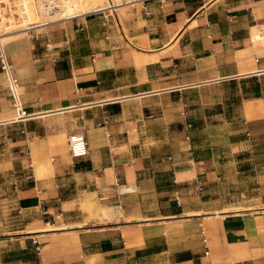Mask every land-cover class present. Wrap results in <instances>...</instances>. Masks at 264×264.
I'll return each mask as SVG.
<instances>
[{
	"label": "crops",
	"instance_id": "0c3cea01",
	"mask_svg": "<svg viewBox=\"0 0 264 264\" xmlns=\"http://www.w3.org/2000/svg\"><path fill=\"white\" fill-rule=\"evenodd\" d=\"M127 1L5 44L0 264H264V0Z\"/></svg>",
	"mask_w": 264,
	"mask_h": 264
},
{
	"label": "built area",
	"instance_id": "2783aa9c",
	"mask_svg": "<svg viewBox=\"0 0 264 264\" xmlns=\"http://www.w3.org/2000/svg\"><path fill=\"white\" fill-rule=\"evenodd\" d=\"M79 3L78 0H0V21L1 13L8 14L11 9H16L18 17H26L28 19V9L29 4H33L37 12L42 15L43 19L41 21H28L27 25L23 28L25 32L29 34V37L35 40H41L42 34L36 32L37 28L45 27L49 23L55 20H48L49 17L61 14L68 7L71 2ZM109 5L104 8H96L94 13L103 14V25L106 28L107 34L106 38L110 39L112 32L118 30L117 33H121V24L118 18H116L115 13L116 9L124 4H127V0H121L120 2H114V0H108ZM108 10V12H106ZM88 13V12H87ZM78 13H73L72 16L61 17L62 18H76L82 14L75 15ZM58 20V19H57ZM3 34L0 29V69L5 75L6 80V91L12 102L13 109L15 110L18 118L24 114V107L22 101V91H21V82L17 76L14 65L10 62L9 56L5 51V44L2 38ZM47 49H53L51 44L46 45ZM189 139V137H187ZM68 147L70 154L73 158H83L88 155L89 145L87 138L82 132L71 133L68 136ZM202 186L198 185L197 190L201 191ZM177 203L180 205L181 200L177 197ZM36 243V240H34ZM37 250H40V247L37 246ZM208 254V251L205 252Z\"/></svg>",
	"mask_w": 264,
	"mask_h": 264
},
{
	"label": "rangeland",
	"instance_id": "374dc122",
	"mask_svg": "<svg viewBox=\"0 0 264 264\" xmlns=\"http://www.w3.org/2000/svg\"><path fill=\"white\" fill-rule=\"evenodd\" d=\"M121 0H114V2H120ZM74 2V1H73ZM73 2H71L73 4ZM79 3L77 8L75 9V13H87L94 11L96 8H104L109 5L108 0H78ZM69 7H67L61 14L55 15L53 17H49L48 20H57L61 17H68L66 14ZM28 19L26 17L20 18L16 14L18 10L11 9L10 13L3 14L1 13V21H0V29L1 33L3 34V42L6 43L12 39L23 37L25 36V31L23 28L27 25L28 21H41L43 19L42 15H40L35 6L33 4H29L28 9ZM63 19V18H62ZM5 129H3L4 131ZM18 129H13V131ZM69 149V147H68ZM57 226H64V223L56 224V225H49V228L57 227Z\"/></svg>",
	"mask_w": 264,
	"mask_h": 264
},
{
	"label": "bare ground",
	"instance_id": "6f19581e",
	"mask_svg": "<svg viewBox=\"0 0 264 264\" xmlns=\"http://www.w3.org/2000/svg\"><path fill=\"white\" fill-rule=\"evenodd\" d=\"M77 6H78V4H77V3H74V2H73V4H69V5H68V7H69L68 10H69V11H67V13H66V14H68L67 16H70V17H71L72 14L76 12L75 9L77 8ZM64 12H65V11H64ZM79 14H84V13H78V14H75V15H79ZM256 38H259V37L257 36ZM44 169L47 170V169H49V168L44 167ZM47 229H51V228L47 227Z\"/></svg>",
	"mask_w": 264,
	"mask_h": 264
}]
</instances>
